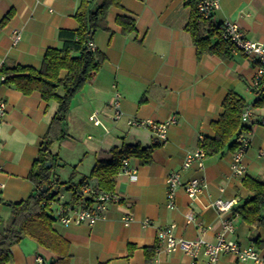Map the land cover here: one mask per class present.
<instances>
[{
	"label": "crops",
	"instance_id": "0c3cea01",
	"mask_svg": "<svg viewBox=\"0 0 264 264\" xmlns=\"http://www.w3.org/2000/svg\"><path fill=\"white\" fill-rule=\"evenodd\" d=\"M81 1L0 0V69L12 65L39 69L46 50L60 48L58 32L77 28L74 14ZM187 1L122 0L119 7L111 8L107 16L109 30L98 31L92 42L105 55V62L92 83L74 97L65 121L72 129L76 124H90L97 140L92 150L93 166L99 153L113 146L139 143L145 147L155 142L158 146L151 152L150 163L140 165L135 158L126 159L135 169L136 179L122 173L116 176L113 192L120 202L107 207L104 219L92 226L53 225L68 245V258L63 262L34 241L24 239L11 248L8 264H37V257L43 259V264H205L201 252L196 258L178 251L166 252L157 240V232L172 227L177 238H203L215 243L223 218L234 225L227 240L242 247L253 246L264 255V227H250L234 213L251 194L242 186L243 177L231 173L233 152L206 156L201 170L196 166L181 169L186 154L199 146V138L213 136L211 125L218 119L229 91L243 97L247 105L254 101L248 91L254 72L249 57L236 52L227 59L205 55L197 61L186 31L192 15ZM118 16L134 19V33L121 34L115 22ZM225 20L236 23L247 40L264 44V0H221L211 21L221 25ZM1 77L0 101L5 102L7 110L0 124V220L7 222L11 213L8 205L32 193L28 175L56 103L46 104L37 92L23 95L4 85ZM116 93L119 119L114 116ZM170 117L177 123L168 127L162 144L148 129L128 126L131 119L163 123ZM248 124L252 135L243 157L245 176L263 179L264 106L252 107ZM175 172L180 173L183 182L191 178L205 181L200 202L191 201L178 189L174 208L167 207L165 179ZM217 199L236 202L221 215L210 206ZM188 211L193 213L191 222L186 220ZM127 215L133 221L126 226L122 218ZM145 220L149 221L147 227L142 225ZM217 264L254 263L238 261L225 253Z\"/></svg>",
	"mask_w": 264,
	"mask_h": 264
},
{
	"label": "trees",
	"instance_id": "16d2710c",
	"mask_svg": "<svg viewBox=\"0 0 264 264\" xmlns=\"http://www.w3.org/2000/svg\"><path fill=\"white\" fill-rule=\"evenodd\" d=\"M121 2L122 0H82L74 14L77 28L61 29L58 32L60 48L47 49L39 69L20 65L3 66L0 69L4 85L15 88L23 95L37 92L46 104L56 103L55 113L28 175L33 184L32 193L21 202L8 205L11 212L9 221L0 220V264L10 263L11 248L24 239L34 241L38 246L59 256V261L63 262L68 258V245L53 229V225L58 222L55 216L57 204L90 205L94 197L93 191L114 190L115 178L122 169L124 159L135 158L140 165H147L150 163L152 150L158 146L155 142L145 147L135 143L120 148L113 146L108 151H102L89 175L83 177L77 186L68 187L72 193L71 202L60 203V193L54 190L59 181L52 173L56 158L51 148L56 143H68L63 126L72 100L85 86L92 83L106 59L102 52L92 50L90 44L98 31L109 30L108 13L111 8L119 7ZM186 5L192 11L186 31L191 36L197 61L205 55L230 58L232 45L222 39L221 25H214L212 21L198 22L196 0H188ZM115 22L122 35L134 33L133 18L118 16ZM255 105L264 106V100L253 102V106ZM246 106L243 97L236 92L229 91L225 95L221 113L211 125L213 136L205 138L201 144L206 156L220 155L224 151L234 152L238 148L240 135L244 129L250 130V126L243 125L240 120ZM47 162L50 167H46ZM71 178L68 183H71ZM241 183L251 195L234 213L250 227H264V178L244 176ZM84 185L88 186L87 192L83 190ZM49 201L56 205L43 204Z\"/></svg>",
	"mask_w": 264,
	"mask_h": 264
},
{
	"label": "built area",
	"instance_id": "2783aa9c",
	"mask_svg": "<svg viewBox=\"0 0 264 264\" xmlns=\"http://www.w3.org/2000/svg\"><path fill=\"white\" fill-rule=\"evenodd\" d=\"M221 0H196L195 12L198 18V22H210L214 14L220 9ZM222 39L232 45L231 53L240 52L243 55L249 57L253 66V75L248 84V91L253 94L254 101L257 102L264 100V44L253 42L244 38L238 25L232 21L225 20L222 24ZM18 37L14 38L16 42ZM14 42V43H15ZM90 47L92 50L95 49L91 43ZM4 77H1L3 81ZM119 95L115 94L114 98V116L115 119H119L121 112L118 103ZM252 105H247L240 116L241 123L243 125H249L250 118L252 116ZM6 104L4 101H0V124L6 115ZM177 121L174 117H170L163 123H155L151 120H137L131 119L128 121L130 128H144L148 129L156 138V141L160 144L166 142L167 129L170 125L176 124ZM252 133L249 129H244L238 140V148L232 153L230 160L231 173L236 177H244L246 174V166L243 163V157L245 152L250 146V137ZM199 146L188 152L182 162L181 169L186 170L192 166H196L199 170L204 167V159L206 153L201 147L204 139L199 138ZM1 171V166H0ZM120 173L127 175L131 180L136 179L135 169L129 166L126 159L122 161V169ZM53 186V183L51 184ZM166 186V205L169 209H173L175 205V192L178 189H182L186 196L191 201L200 202V198L206 188V183L200 178H191L186 182L181 180L179 172L169 174L165 179ZM0 188H3V184L0 183ZM87 185L83 186V190L87 192ZM94 197L90 205H62L57 204L55 210V216L58 223L63 227L71 225H88L92 226L97 221L105 218L107 207L112 204H118L120 197L115 192H104V191H93ZM235 199L232 200H221L217 199L210 204L219 214L223 215L229 212L234 203ZM47 205H56L53 202H44ZM187 222L193 220V213L188 211L186 213ZM133 221L130 215L124 216L122 222L124 225H129ZM143 227L149 225V221H143ZM234 225L230 219L222 220L221 231L218 233L216 242L209 243L203 238L196 239H183L177 238L172 233V227L160 229L157 232V240L162 245L163 249L168 252H181L192 258H196L197 255L201 254L205 257V264H217L219 256L221 254H232L238 261H251L254 264H264V255H262L253 246L242 247L234 241L227 240V235L233 233ZM37 264H43L41 257L36 258Z\"/></svg>",
	"mask_w": 264,
	"mask_h": 264
},
{
	"label": "rangeland",
	"instance_id": "374dc122",
	"mask_svg": "<svg viewBox=\"0 0 264 264\" xmlns=\"http://www.w3.org/2000/svg\"><path fill=\"white\" fill-rule=\"evenodd\" d=\"M63 131L68 136V143L54 144L51 152L56 158L52 173L59 181L56 182L57 185L54 190L59 191L60 200L65 202L72 196L68 187L77 186L83 176L89 175L94 163L92 150L97 144V140L90 124L87 123H82L80 127L76 124L73 129L65 123ZM69 177H72L71 183H68Z\"/></svg>",
	"mask_w": 264,
	"mask_h": 264
},
{
	"label": "water",
	"instance_id": "95a60500",
	"mask_svg": "<svg viewBox=\"0 0 264 264\" xmlns=\"http://www.w3.org/2000/svg\"><path fill=\"white\" fill-rule=\"evenodd\" d=\"M46 167H50V163L49 162L46 163Z\"/></svg>",
	"mask_w": 264,
	"mask_h": 264
}]
</instances>
